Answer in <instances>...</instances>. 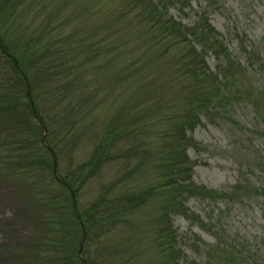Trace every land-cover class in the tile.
I'll use <instances>...</instances> for the list:
<instances>
[{
  "label": "trees",
  "instance_id": "obj_1",
  "mask_svg": "<svg viewBox=\"0 0 264 264\" xmlns=\"http://www.w3.org/2000/svg\"><path fill=\"white\" fill-rule=\"evenodd\" d=\"M40 1L0 0V186L28 230L3 227L0 264H189L172 215L187 217L185 196L226 195L192 181L188 133L240 99L264 126V87L207 15L168 17L176 0H49L30 19Z\"/></svg>",
  "mask_w": 264,
  "mask_h": 264
},
{
  "label": "rangeland",
  "instance_id": "obj_2",
  "mask_svg": "<svg viewBox=\"0 0 264 264\" xmlns=\"http://www.w3.org/2000/svg\"><path fill=\"white\" fill-rule=\"evenodd\" d=\"M176 1L168 6V17L191 27L200 16L207 15L250 80L257 87H264V0H184L186 4ZM49 2L40 1L29 18L48 7ZM95 32L94 43L102 53L114 47L113 41L103 40V31L96 27ZM68 34L72 35V25L62 33ZM113 52L118 56L117 50ZM205 60L210 70L217 73L221 62L211 54H205ZM125 62L121 58L117 64L123 67ZM125 93L119 102L127 99ZM170 93L168 98L172 100ZM188 137L193 140L187 150L195 164L192 181L226 196L215 200L185 196L187 217L172 215L182 262L264 264V196L254 191L264 188V126L256 119L253 107L240 99L227 111L202 116ZM108 170L110 180L123 171V165L110 166ZM97 189V185L89 186L86 198H95ZM19 199L0 186V244L5 236L3 227L11 226L21 235L28 231Z\"/></svg>",
  "mask_w": 264,
  "mask_h": 264
}]
</instances>
